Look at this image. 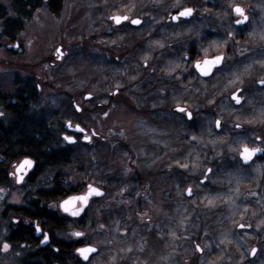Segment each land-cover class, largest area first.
Returning a JSON list of instances; mask_svg holds the SVG:
<instances>
[{"label":"flooded vegetation","instance_id":"af4514ba","mask_svg":"<svg viewBox=\"0 0 264 264\" xmlns=\"http://www.w3.org/2000/svg\"><path fill=\"white\" fill-rule=\"evenodd\" d=\"M64 1L16 0L13 4L9 3L8 7H4L0 3V38L7 41L6 52L14 56L25 54L26 51L20 38L24 23L30 21L42 7H45L54 18H59L65 4ZM135 1L81 0L87 12L86 15H80L83 19L82 25H78L81 27L78 29V34H80L72 35L73 41L55 42L51 48L52 53L45 60L44 65V68L46 66L55 68L63 66L65 68L68 66V60L70 62L77 60L76 65H82L83 62L79 60L82 58L86 60V64H89L93 72L92 75H94L98 73L94 70L100 66V63L104 64L105 68L106 66L113 67L120 63V59L125 58L127 73L131 80L128 83L120 87H112V82L101 85L97 74L92 76L94 79L90 90L85 91L79 88L68 94L57 90L54 84L46 87V79L41 75L33 71L21 74L18 69L11 71L12 80L9 86L0 82V113H2L0 115V188L5 189L2 195L7 197L10 196V186L13 189L26 188L21 203H7V198L0 199L2 209H0V242L7 240L11 244L10 250L0 251V264H89L91 262L116 264L110 256L111 252H116L115 250L123 252V264H131L133 255L129 257V253L134 250H136L133 252L135 253V264H164V256L170 251L174 254L173 264H176V249H180L181 246L188 253L187 257L182 260L184 264H197V260L193 258L194 254L197 259L202 258V262H206V264H225V258L214 259L216 252L222 251L223 246H220L219 250V246L214 244L215 246H211L212 249L205 253V248L203 249L195 239H192L190 243L183 242L181 245L179 243L181 232L189 235L200 233L202 229L201 234L205 240L209 241L213 238L217 242L216 236L218 235L222 240L227 231V219L231 213H233L231 218L234 220H238L244 215H253L250 218H258L256 221L259 218H264V151L255 154L247 163H244L240 158L239 145L233 147L235 151L230 152L229 150L226 154L223 147L226 142L224 139L226 131L221 126L220 118L214 119V131L209 129L211 126L208 124L203 132H200L197 127L188 128L187 125L194 117V113L188 109V106L195 100L190 99V96L186 94V97H183L185 98L182 100L183 102L180 101L182 104L175 93L173 99L176 97L177 104L185 107L191 113V119H188L184 113L175 111L176 103L170 107H165L164 104L165 108L152 109L153 107H150V105L163 104L164 100H169L162 98L153 100L148 96L154 92L159 97L164 96V84L171 83L164 82V77L161 78L164 76L165 68L158 61V55L157 57L155 55L156 65L149 66L150 62L147 61L150 54L148 49L149 4L143 0L139 1L140 4ZM134 5L137 8L135 12L132 11ZM158 6L161 8L163 5ZM181 9L183 8L170 13L165 25H155L153 29L157 33L152 36L162 38L158 32L160 28L168 34L164 28L166 25L177 26L195 21L192 18L197 13L193 11L189 18H181L178 22L173 23L171 21L172 14ZM113 15H128L129 21L115 25L109 19ZM84 16H86L85 19ZM232 17L235 20L238 19L233 13ZM133 18L141 19L142 24L132 25L130 20ZM169 20L171 24H169ZM196 21V30L201 29L202 31L205 25L201 20ZM243 25L236 26L234 23L235 27ZM157 27H159L158 30ZM217 27H219L218 30L222 38L220 46L223 48L216 53L208 52L207 56L222 54L224 60L213 69L210 76L206 77L197 73L193 67L194 61H203L205 57L195 54L197 50L195 41L191 43L193 44L191 48H180L177 44L181 42L180 36L176 35V59L179 56H184V58L187 56L185 61L188 68V72H186V68L180 69L176 66V75L173 74L175 71L171 73L172 81H174V84L171 85H173L176 95L185 90H188L192 95V91L196 92L197 81L211 80L224 69L229 53L227 37H225L228 34L220 23L217 24ZM166 34H162L164 39L168 38L170 33ZM209 38L211 37L207 36L199 43H205ZM122 42L125 43L124 48H120ZM15 44H18L19 47H14ZM57 47H61L65 53L61 60L56 59L55 50ZM162 54L164 55L163 51ZM173 55L175 56L174 53ZM145 60L147 67H145ZM72 69L74 70L73 74L76 73V79L80 80L79 71L74 67ZM133 76H136L137 79L134 80ZM149 79H156L157 82L149 85L146 82ZM256 86V92L261 91L260 86L257 84ZM49 87L52 90L48 91ZM238 88L233 92H236ZM86 94H90L91 98L86 99ZM231 95L232 93L229 95V100L235 107L247 102L243 91L240 95L244 99L239 105L234 103ZM208 99L220 102L212 96ZM256 104L264 105V98L256 101ZM76 105L79 106V111L76 110ZM121 108L125 110L126 115L122 114ZM147 112L157 119L159 127L153 129L156 135L160 133L158 130L163 127V123H166L163 119L164 116L173 120V157L172 175L170 176L165 173L166 167L163 166V163L157 161L151 163L152 166H144L145 169H143V166H138L136 163L138 158L127 156L132 155L130 150L133 149L130 147L131 141L128 143L127 140H133L136 150L143 148L142 143L135 146V142H137L135 138L138 137L141 140L144 137L149 126V118H153L152 116L148 117ZM161 116H163L162 119H160ZM176 119L178 123L184 122L178 125L177 130ZM180 120L183 122H179ZM217 120L220 121L219 129L216 126ZM66 121H70L72 127H68ZM107 121L111 124L114 123L115 126H105L106 130L103 132L99 129L101 125L98 126V123ZM76 125H79L83 131H77ZM236 125L234 124L233 129L239 130L241 127L238 129ZM65 134L74 137L75 143L66 142L62 138ZM196 134L200 135L199 138ZM84 136L89 137L90 141L85 142ZM257 137L261 139L257 140ZM213 138L217 141H213ZM247 138L242 142H247L250 147L264 148V130L261 128H258V131ZM215 142L219 144V148L215 147ZM23 143L30 144L28 145L30 148H32L31 145H41V147L38 151L29 153L27 145H25L24 149L26 148V150L17 151L18 146ZM209 145L214 146L212 148L215 150L208 149ZM107 149L111 150L114 157L123 154V159H125L124 164L115 166L112 173L106 171L104 161L99 159L101 153ZM152 149L157 154L155 158L160 159L161 152L157 153V150ZM192 153H196L194 154L196 159L188 163L189 166H179L181 162L176 158L180 159L181 154L185 157ZM25 156L33 159L35 164L24 181L17 184L15 177L9 176V173L14 171L12 166L19 163ZM206 160L208 164L205 166L204 161ZM46 166L56 167L51 171ZM90 166H93V175L84 178L83 174ZM183 167L190 168L191 171L195 169V174L185 178L187 172ZM209 169H211L210 172ZM237 169L242 170L243 176L248 175V177L241 176V180H236L235 178L239 174L233 170L237 171ZM74 171L82 174L83 177L77 180L73 179ZM89 184L102 190L103 195L93 196L79 217H70L61 213L58 207H56V211L50 207L54 203L58 205L61 199L85 192ZM189 188L191 195L187 194ZM8 191L9 194H6ZM105 202H111V205L115 204V206L109 205L105 208ZM117 202L119 204L126 202L131 206L129 210L130 214H134L135 222L127 220L125 207L116 204ZM165 204L167 205L165 206ZM235 204L238 207H235ZM39 210L47 217L42 222L36 219ZM90 211L95 213V220L102 218L104 222L107 215L112 219L110 226L99 223L100 229L101 225L103 226V233L98 236V243L95 244H91L89 240L85 239V235L79 239H73L69 235L73 230L86 232ZM14 218L19 222L13 224ZM166 219L172 221V232L170 233L164 223ZM214 219L216 224L212 223ZM32 221L39 222L40 227L49 234L48 243H40L42 234L35 232ZM257 222L261 224L260 221ZM241 225L243 227H240ZM100 229L97 232H100ZM108 229L117 234L116 238L119 240L111 242L109 239L110 242H107ZM236 230L249 231L250 225L238 223ZM260 231L263 244L253 246L249 250L247 258L241 260L242 264L253 263V258L256 254L258 256L261 248H264V227ZM150 232L151 236L158 237L161 244L158 248L149 246ZM138 238L142 240L141 243L137 241ZM126 240L133 242L132 245H128ZM168 240L172 243L170 244ZM222 243L220 242V244ZM22 244L26 246L21 247ZM83 245H92L97 249L87 262L81 260L74 251L76 247ZM177 245L178 247H176ZM253 248L257 249L255 256L250 254ZM54 249H58V251ZM149 250H151L150 255ZM140 252L142 255L149 256L151 261L148 258H143L139 262L136 255ZM3 253L6 255L2 257ZM4 258H6L5 262ZM261 262L264 263V258L256 263L261 264Z\"/></svg>","mask_w":264,"mask_h":264},{"label":"rangeland","instance_id":"374dc122","mask_svg":"<svg viewBox=\"0 0 264 264\" xmlns=\"http://www.w3.org/2000/svg\"><path fill=\"white\" fill-rule=\"evenodd\" d=\"M140 0H136V2H139ZM149 4V23H148V36H149V56L147 61L149 63V66H155L157 61L155 59V55L160 61V63L164 66V82L173 83L171 74L176 70V66L180 69H187L186 72H188L187 62L185 61L184 56H179L176 59V35H179L180 41L177 44L180 46V48L184 47L191 48L192 42L195 41L197 45V50L195 54H199L198 56H205L208 54V52L216 53L217 51H220L221 48V33L218 30L219 27H217V24L220 23L224 30H226V33L228 34L227 37V43L229 46V53L227 58V63L224 66V69L222 71H219L218 74L214 76L213 79L207 80L205 82H196V92L192 91V95L188 90L186 91H180L178 92V95H176V92L173 90V85L171 84H164L165 90H164V96H160L158 94L151 93L149 94L148 98L157 100L159 98L162 99H169L168 101L164 100L165 103L163 104H157L155 106L150 105V107H153L152 109L156 108H165L170 107V105L176 103V97L177 96L179 102L184 100L186 95L190 96V99H194L195 102L189 103L188 109L194 113V117L192 118L191 122L187 125L188 128L193 129V127H197L200 132L205 131L207 128V124L211 127L210 130H213V123L215 118L221 119V126L224 127L226 131V137L225 144H224V152H230L235 151L233 148L234 146H238L243 139L245 140L247 136H251V134L258 131V128H261L264 130V105L259 106L256 104V101L264 98V89H261V91L256 92V84L255 81L259 79H264V0H143ZM64 7L61 10L60 17L54 18L49 12L46 10L45 7L40 8L33 16V18L30 19V21H27L23 25L22 33H21V40L23 43V46L25 48L26 53L19 56H14L13 54H8L5 50V45L7 41L5 39L0 38V82L5 83L9 86L12 80L11 71L13 69H18L21 74L22 72H35L41 77H44L46 79V87L54 84L56 86V89L62 92H67L68 94H71V92L75 91L76 89L82 88L85 91H88L92 88V80L94 77L98 74L99 76V84H109V82H112V87H120L121 85H124L125 83H128L130 80V77L127 73V65L125 63V58L120 59V63L117 65H114L113 67L104 66V64L100 63L99 67L95 69L94 71L98 72L94 75L92 72V69L90 68L89 64H86L85 59H79L83 62V66L81 64L76 65L77 60H68V66L63 68V66L58 67H46L45 60H47L50 56L51 48L54 46L53 44L55 42H59L60 40L65 41H73L72 35H79L78 29L80 25H82V16L81 14L86 15V9L84 8V4L81 3V0H65L64 1ZM0 3L4 7H8L9 1L8 0H0ZM153 6H152V4ZM155 4V5H154ZM162 4L163 6L159 8L158 5ZM234 4L240 5L243 7L249 17L248 22L243 25L242 27H235L234 26V18L232 17V6ZM191 7L194 9V11L197 13L196 16H193L195 21H191V23H185V24H178L177 26H164L165 30L168 32L166 34L161 28L158 30L159 27H157V30L159 32V35L162 38H156L152 35H155L157 32L153 28H155V25H162L167 23V18L170 13L174 12L175 10H178L180 8H188ZM137 8L132 7V11L135 12ZM86 16H84V19ZM196 20H201L203 24L205 25L201 31V29L196 30ZM166 22V23H165ZM170 22V20H169ZM171 24V22L169 23ZM79 25V26H78ZM163 26V25H162ZM177 27V30H176ZM233 33V35L230 37L229 33ZM213 33V36H212ZM162 34L168 35V38H165L162 36ZM175 34V36H174ZM192 36V37H191ZM210 36L209 40L205 43H199L201 39H204L205 37ZM178 38V37H177ZM31 41V45L28 44V42ZM70 44V43H69ZM125 47V43H120V48ZM205 50H207L205 52ZM162 51L164 55L162 54ZM188 51V50H187ZM186 51V52H187ZM118 52V51H117ZM180 52L182 50L180 49ZM175 54V56L173 55ZM124 57V56H123ZM109 59V58H108ZM107 60V59H106ZM114 61V60H113ZM112 61V62H113ZM119 61V60H118ZM177 61V62H176ZM76 66V67H75ZM191 66V64H190ZM79 71V76L81 77L80 80L76 79V73L73 74V68ZM92 67V66H91ZM93 68V67H92ZM109 70V71H108ZM142 74H144L143 71H141ZM176 75L175 73H173ZM141 75V74H139ZM183 75V74H182ZM137 76V75H136ZM136 76L134 77V80L137 79ZM92 77V78H91ZM239 77L238 80L236 78ZM234 83H230V81H234ZM149 85L155 84L157 80H151L149 79L146 81ZM152 88V86H149ZM242 88L243 89V95L247 99V102L239 107H235V105L232 104V102L229 100V95L233 93V91L236 88ZM154 88V87H153ZM148 89V88H147ZM52 90L50 87L48 89ZM153 92V91H152ZM186 94V95H185ZM211 96L214 99L220 100V102H213L211 99L208 98ZM175 100V101H174ZM183 102V101H182ZM165 104V107H164ZM180 104H182L180 102ZM184 105V104H183ZM160 106V107H159ZM122 114L126 115L127 113L123 108ZM151 112V110H149ZM147 112V116L150 117L152 114ZM202 114H204V117H202ZM153 117V116H152ZM163 116H161L160 119H162ZM149 126L144 133V137L141 138H135V146L141 145L142 143L143 148H137V150L134 148L133 140H127L128 143L131 141L130 147L133 148L130 150L132 155L127 156H133L137 159V165L138 166H152L151 163H155L158 161V163H163V166H165V173L168 174V176L172 175V157H173V120L172 118H168L167 116H164V122L163 127H161L158 131L160 133L154 134L153 129H157L159 127L157 123L156 118H149ZM179 122H183V120H180ZM184 123V122H183ZM178 123L176 119V130L178 129V125L183 124ZM234 124H240L241 128L239 130L233 129ZM101 125V126H100ZM115 126L114 123L111 124V122H101L98 123V126H100V130L103 132L106 130L105 126ZM224 125V126H223ZM104 126V127H103ZM121 126V125H119ZM124 126V124H123ZM131 126V125H130ZM129 126V127H130ZM122 127V126H121ZM125 127V126H124ZM248 134V135H247ZM199 138L200 135L196 134ZM214 137V135H212ZM246 137V138H245ZM134 139V138H133ZM248 139V138H247ZM215 138H213V141ZM217 141V140H215ZM216 143V145H215ZM215 147L219 144L215 142ZM146 145V146H145ZM145 146V147H144ZM210 148L215 150L214 146L209 145ZM145 148V149H144ZM161 152L160 159H156V153L153 151ZM210 151V150H209ZM196 154V153H194ZM192 154H189L188 156H183L181 154V158L176 160L180 161L181 164L177 165L179 166H189L188 163H191L193 160L196 159V156ZM115 155H112V152L110 149H107L101 153V161H104L103 164H105L106 171L112 173L115 166H120L124 164L125 159L123 154H118L116 157ZM137 156V157H136ZM145 161V162H144ZM119 163V164H118ZM123 163V164H122ZM142 163V164H141ZM151 164V165H148ZM208 164V161H204V165ZM155 165V164H154ZM205 165V166H206ZM195 166V165H194ZM93 166H90L83 175H85L84 178L91 177L93 174ZM185 169V172H187V176L185 178L191 177L193 174H195V169L191 171L190 168L183 167ZM261 170V167H259ZM236 174L238 173L239 176L235 178L236 180H241V176L243 178H247V176H243L242 170L235 171ZM259 171V170H258ZM250 173L252 175V170L250 169ZM256 173V172H255ZM73 179H81L83 176L82 174H79L74 171ZM231 177V176H229ZM38 186V184H37ZM26 188H20V189H13L12 186H10L9 191L6 192V194H9L10 196H4L2 195V198H7V203H21L22 198L25 194ZM1 203V202H0ZM151 203V202H150ZM149 203V204H150ZM118 205H123L126 209V218L127 220L130 219L131 222H135V216L133 213L130 214V208L128 203H120L117 202ZM153 204H155L153 202ZM111 205V202H105L104 207H108ZM167 204H165L166 206ZM112 207L115 206V204L111 205ZM110 206V207H111ZM235 207H238L237 204L234 205ZM54 211H56V207H51ZM1 209V206H0ZM2 210V209H1ZM108 210V209H107ZM232 212V211H231ZM171 213V212H170ZM95 213L93 211L89 212V222L88 226L86 227L85 232V239L89 240L91 244L98 243V236L103 233V226L101 225V229L99 228V223L103 225L110 226V220L112 221L111 217L107 215V219L103 222L102 218H98L97 220L94 219L96 217L94 215ZM94 215V216H93ZM233 213L230 214V217L227 219L228 221V228L225 234L223 235V239L217 235L218 241L215 242L212 238L209 239V241L204 239L203 234H201L202 229L199 232L192 233L189 235L184 234V232H181V237L179 243L182 245L183 242L190 243L192 239H195L198 241V244L201 245V247L205 248V253L207 251L209 252L212 248L211 246H215L214 244L222 247V251L216 252V257H214L215 260L217 259H224L225 264H242L241 260L246 259L248 256L249 250L261 243L262 240L260 238V233L262 228L264 227V218H259L261 224L256 221L258 218H250L253 215H244L241 216L238 220L231 218ZM171 217V215H169ZM248 216V217H247ZM205 219V218H204ZM203 219V220H204ZM211 221V220H210ZM212 223H215L216 220H212ZM166 223V228H168L169 233L172 232V221L167 220L164 222ZM238 223H246L250 225V230H236V224ZM216 224V223H215ZM105 225V226H106ZM109 228V227H108ZM100 229V232H97ZM149 234V232H148ZM152 233L150 232L149 237V246H154L155 248L159 247L160 241L158 240V237L155 235V237L151 236ZM171 237L172 234H170ZM259 235V236H258ZM118 235L114 234V232H111V230L108 229L107 233V242H110L109 239H111V242H116L118 238H116ZM214 237V238H216ZM151 238V239H150ZM128 240H130L129 237H127ZM119 240V239H118ZM127 241L128 245H132L130 241ZM136 241V240H134ZM139 243L142 242L140 238L137 239ZM168 242L171 244L172 242L168 240ZM220 242H223L220 244ZM178 247V245L176 246ZM149 248V247H148ZM116 252L110 253L111 260L113 259V262H116V264H123L122 258L123 252H120L119 250H115ZM132 251L129 253V257L133 255L131 264H135V257ZM151 253V250H149V255ZM187 251L186 249L181 246L180 249H176V264H184L182 260L187 257ZM222 254V255H221ZM6 253L2 254V257L5 256ZM186 255V256H185ZM180 256V257H179ZM257 256V254H256ZM253 258V263L251 264H257L258 261L262 260L264 258V248H261L260 252H258V256ZM148 258L149 261L150 257L146 254L142 255V252L140 254L136 255V259H138L139 262H141L142 259ZM194 260H197V264H206V262H202V258L196 257V254L193 256ZM205 258V256H203ZM4 258V262H5ZM95 259V258H94ZM174 254L172 251H170L169 254H165L164 256V264H173ZM260 259V260H259ZM255 260V261H254ZM134 261V262H133ZM257 262V263H256ZM152 263V262H151ZM89 264H96V262H91ZM128 264V263H127ZM214 264V263H213ZM260 264V263H259ZM261 264H264L261 262Z\"/></svg>","mask_w":264,"mask_h":264},{"label":"snow or ice","instance_id":"6c2138e0","mask_svg":"<svg viewBox=\"0 0 264 264\" xmlns=\"http://www.w3.org/2000/svg\"><path fill=\"white\" fill-rule=\"evenodd\" d=\"M193 11H194V9L190 8V7L183 8L180 11L172 14L171 21L173 23H176L181 18L186 19L192 15ZM232 13H233V15L238 17V19H236L234 21L235 24L240 25V24H244L247 22L248 15H247L245 9L243 7H241L240 5L234 4L232 6ZM109 19L113 22V24L120 25L124 21H129V16L128 15H123V16L113 15V16H110ZM130 23L132 25H140V24H142V20L139 18H133L130 20ZM232 35H233V33L230 32L229 36L231 37ZM28 44L31 45V41H29ZM13 46L19 47L18 44H15ZM206 51L207 50H205V52ZM55 54H56L57 60L63 59V56L65 55V53L62 51L61 47L56 48ZM185 59H187V56L185 57ZM223 60H224V56L222 54L217 55V56H212V57L205 55L203 61H200V60L194 61L193 67L195 68L196 72L199 73L201 76H210L213 72V69L218 67L223 62ZM145 67H147V61L146 60H145ZM238 79H239V77L236 78V80H238ZM234 82H235V80L230 81V83H234ZM256 84L258 86H260L261 89H264V79L257 80ZM242 91H243L242 88H238L236 90V92L232 93L231 99L237 105L241 104L242 100L244 99V97H242L240 95V93ZM113 94H116V93H113ZM85 98L90 99L91 95L86 94ZM75 107H76L77 111L80 110L78 105H76ZM175 111L184 113L188 119H191V113L188 112L185 107L177 104ZM0 115H2V113H0ZM66 125L68 127H72L70 121H66ZM216 126H217V129H219V127H220V121L219 120H217ZM236 127L239 129L241 127V125L237 124ZM75 128L77 131H81V132L83 131V129H81L79 125H76ZM62 138L68 143H75V138L72 136L65 134V135H63ZM83 139L85 142L90 141V138L87 136H84ZM256 139L260 140L261 138L257 137ZM261 151H264V148H261L259 146H251L250 147L247 142H241L239 144V155H240L241 160L244 163H247L255 154H257ZM34 164H35V161L33 159L25 156L23 159H21L19 161V163H16L12 166L14 171L9 173V176H14L16 183L20 184L24 181L27 174L34 167ZM208 171L210 172L211 169H209ZM202 183H203V181H202ZM4 192H5V189L0 188V199H2V194ZM187 194L191 195V189L190 188L187 190ZM101 195H103L102 190H100V189L96 188L95 186L89 184V185H87V190L85 192L68 196L64 199H61L59 201L58 205L54 203V204L50 205V207H58L61 213L66 214V215L73 217V218H77L83 213L84 209L88 205L89 200L93 196H101ZM18 222L19 221L16 220L15 218L12 220L13 224H16ZM32 224H33V228H34L35 232L37 234H40V235L42 234V239L40 240V243L41 244L48 243L50 240L49 234L40 227L39 222L32 221ZM240 227H243V225H241ZM69 235L73 239H79V238L83 237L85 235V233L82 231H79V230H73ZM25 246L26 245H24V244L21 245V247H25ZM10 249H11V244L7 240H3L2 242H0V251L6 252ZM54 250L58 251V249H54ZM74 251H75L76 255L81 260L87 262L91 256V254L96 252L97 249L92 245H83L80 247H76ZM256 252H257V249L253 248L251 250L250 254L252 256H255Z\"/></svg>","mask_w":264,"mask_h":264},{"label":"trees","instance_id":"16d2710c","mask_svg":"<svg viewBox=\"0 0 264 264\" xmlns=\"http://www.w3.org/2000/svg\"><path fill=\"white\" fill-rule=\"evenodd\" d=\"M10 3H14V2H16V0H8ZM58 4H59V2H58ZM25 145H27V148H28V152L29 153H32V152H36V151H38V149H40V147H41V145H35V146H32L31 145V147L32 148H30V146H28V145H30V144H27V143H23V144H20V146H18V148H17V151H22V150H26V148L24 149V146ZM17 151H15V152H17ZM48 169H50L51 171H52V169H54V167H56V166H46ZM43 212L41 211V210H39L38 212H37V216H36V219H38L39 221H41L42 222V220H44V219H46L47 217L45 216V215H43L42 214Z\"/></svg>","mask_w":264,"mask_h":264},{"label":"water","instance_id":"95a60500","mask_svg":"<svg viewBox=\"0 0 264 264\" xmlns=\"http://www.w3.org/2000/svg\"><path fill=\"white\" fill-rule=\"evenodd\" d=\"M189 17H190V16H189ZM189 17H188V18H189ZM235 25H236V26H241V25H243V24H240V25L235 24ZM203 77H206V76H203ZM231 96H232V95H231Z\"/></svg>","mask_w":264,"mask_h":264}]
</instances>
